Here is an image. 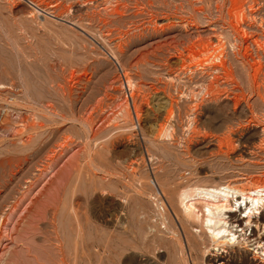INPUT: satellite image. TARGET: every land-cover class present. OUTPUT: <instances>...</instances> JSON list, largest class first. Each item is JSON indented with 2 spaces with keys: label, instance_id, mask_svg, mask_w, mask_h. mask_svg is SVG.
Segmentation results:
<instances>
[{
  "label": "rangeland",
  "instance_id": "rangeland-1",
  "mask_svg": "<svg viewBox=\"0 0 264 264\" xmlns=\"http://www.w3.org/2000/svg\"><path fill=\"white\" fill-rule=\"evenodd\" d=\"M263 179L264 0H0V264H264L179 200Z\"/></svg>",
  "mask_w": 264,
  "mask_h": 264
},
{
  "label": "bare ground",
  "instance_id": "bare-ground-1",
  "mask_svg": "<svg viewBox=\"0 0 264 264\" xmlns=\"http://www.w3.org/2000/svg\"><path fill=\"white\" fill-rule=\"evenodd\" d=\"M120 12V11H119ZM121 14V13H120ZM161 15V14H160ZM168 18V17H167ZM167 22V21H166ZM245 23V22H244ZM153 24V23H152ZM241 26V23H240ZM155 28V27H154ZM146 31V30H145ZM246 33V32H245ZM213 40V39H212ZM173 42V41H172ZM194 45V44H193ZM196 46V45H195ZM182 49V48H181ZM202 51L198 50V47L192 48V55L199 56L201 53L208 52L209 46H205ZM220 50V49H219ZM169 51V50H168ZM226 52V51H225ZM176 53V52H175ZM191 54V53H190ZM207 54V53H206ZM185 55V54H184ZM210 55V54H209ZM223 54L211 55L208 59L201 62V66H204L205 62L212 61L213 66L224 67L226 63L222 60ZM189 56V55H188ZM202 56V55H201ZM226 57V56H225ZM207 58V57H206ZM198 59V58H197ZM185 60V59H184ZM186 61V60H185ZM189 61V60H188ZM216 61H220V64H217ZM243 61V60H242ZM153 62V61H152ZM196 63V62H195ZM185 64V63H184ZM199 64V62H198ZM199 65V66H200ZM229 65V64H228ZM250 65V64H249ZM208 67H210L208 65ZM228 67V66H227ZM215 68V67H214ZM198 69V68H197ZM228 69V68H227ZM251 69V68H250ZM193 70V69H192ZM220 70V69H219ZM196 72V71H195ZM197 73V72H196ZM213 76V75H212ZM219 77V76H218ZM131 80V79H130ZM128 81V86L130 89H135V84L132 81ZM217 81V80H216ZM220 84V83H219ZM207 95L213 94V88H207ZM228 92V91H227ZM230 94V93H229ZM209 98V97H208ZM163 99V98H162ZM207 99V98H206ZM213 100V99H212ZM211 100V101H212ZM171 101V100H170ZM168 104V103H167ZM219 104V103H218ZM204 105V104H203ZM168 113L165 117H162L163 120L158 126V135L162 136L166 133L167 126L173 115L172 104H168ZM196 114V113H195ZM139 116V114H138ZM193 118V117H192ZM200 123V120H198ZM231 128V127H230ZM199 129V128H198ZM202 134V133H201ZM234 134V133H233ZM156 136V135H155ZM215 136V135H214ZM159 138V137H158ZM230 138V137H229ZM210 139V138H209ZM206 140V139H205ZM204 141V140H203ZM211 141V140H209ZM213 141V140H212ZM211 141V143H212ZM206 142V141H205ZM210 143V142H209ZM210 143V145H211ZM225 143V142H224ZM236 145V144H235ZM226 146V145H225ZM210 147L205 146L203 150L208 151ZM213 148V147H211ZM217 149V148H216ZM231 149H235L234 147ZM230 150V149H229ZM193 151V150H192ZM199 151V149H198ZM204 151V152H205ZM190 152V151H189ZM188 152V154H189ZM201 152V151H200ZM212 152V151H211ZM227 152V151H226ZM199 153V152H198ZM223 154V151L212 152L211 155H220ZM196 154V153H195ZM203 154V153H202ZM199 154H197L198 156ZM210 155V153H209ZM208 155V156H209ZM210 155V157H212ZM202 156V155H201ZM214 156V157H215ZM242 156V155H241ZM152 157V156H151ZM219 157V156H218ZM163 161V160H162ZM164 162V161H163ZM243 162V161H242ZM140 170V169H139ZM214 171V170H213ZM229 171V170H228ZM214 173H218L215 172ZM247 174V173H246ZM253 174V173H252ZM199 175V174H198ZM197 175V176H198ZM255 176V175H253ZM241 179V177H240ZM245 179V178H244ZM247 179V178H246ZM245 179V180H246ZM239 180V179H238ZM248 181V180H247ZM161 183V182H160ZM251 183V182H250ZM242 183H235L229 181L226 185L214 186L211 188H202L201 185L196 186V189L187 187L188 189L183 191L180 194V206L183 208L182 213L183 217L189 222H192L194 225H201L202 230L208 234L212 239L214 244L218 249H225L227 247L233 246L235 244L242 245L248 244L250 241L246 237L247 230H251L252 226L263 225L264 227V179L258 182H252L249 185L244 186ZM246 184V183H245ZM166 186V185H165ZM162 187V186H161ZM164 187V186H163ZM177 187V186H176ZM190 188V189H189ZM164 189V188H163ZM162 189V195L167 197L166 188ZM172 189V187H171ZM181 190V189H180ZM179 193V192H178ZM172 196V195H171ZM170 196V197H171ZM169 197V195H168ZM174 197V196H173ZM179 198V196H178ZM242 198V201H241ZM17 207V206H16ZM165 207V206H164ZM242 207V208H241ZM167 208V207H166ZM244 209V210H243ZM15 210V209H14ZM166 212V209H164ZM168 210V209H167ZM237 211L243 215V219L237 216ZM164 215V214H162ZM258 215V216H257ZM181 216V213H180ZM165 217V216H164ZM178 217V216H177ZM179 218V217H178ZM246 218V221H245ZM165 219V218H164ZM183 219V218H182ZM163 221V220H162ZM245 221V223H244ZM183 222V221H182ZM166 223V222H165ZM245 224L246 226L243 227ZM165 226V224H164ZM255 226V225H254ZM253 226V227H254ZM257 228V227H256ZM166 230L169 227L165 228ZM247 229V230H246ZM169 231V230H168ZM171 231V230H170ZM252 231V230H251ZM167 232V231H166ZM249 232V231H248ZM253 232V231H252ZM262 233V232H261ZM170 234V232L168 233ZM172 234V233H171ZM248 234V233H247ZM178 236V235H177ZM261 236V235H260ZM171 237V236H170ZM243 238V240L241 239ZM259 240V237L257 238ZM262 239V238H261ZM242 240V241H241ZM190 241V240H189ZM257 241V240H256ZM179 242V241H178ZM253 242V241H252ZM263 241H260L256 244L254 248L255 254H260L264 258V247L262 245ZM251 243V242H250ZM253 245V244H252ZM184 246V245H183ZM238 248V247H237ZM246 248V247H245ZM243 249V248H242ZM224 250V251H225ZM233 251V250H232ZM162 253V252H161ZM258 257V256H257ZM184 260V259H183ZM223 261V260H222ZM241 263V262H240Z\"/></svg>",
  "mask_w": 264,
  "mask_h": 264
}]
</instances>
